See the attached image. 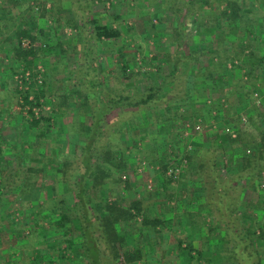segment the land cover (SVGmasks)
Instances as JSON below:
<instances>
[{"label":"trees","instance_id":"trees-1","mask_svg":"<svg viewBox=\"0 0 264 264\" xmlns=\"http://www.w3.org/2000/svg\"><path fill=\"white\" fill-rule=\"evenodd\" d=\"M224 1L227 4L218 14L228 21L226 22L229 24L230 33H236L238 22L242 19L241 14L245 12L235 0ZM93 31L96 41L101 36L112 38L119 35L116 29L96 23ZM16 35L18 41L14 46L11 60L22 63L23 69L26 70L34 63V57L37 54L36 49L31 46L35 39L30 33L21 29L16 31ZM22 37L29 38L30 46L26 49L20 45ZM249 53L245 54L252 65L251 70L246 71L248 85L240 78L237 80L232 74L233 70L227 69L225 62L219 61L210 63L206 70V77L213 80L211 89L219 90L230 85L234 86L232 92H229L232 96L235 95L233 101L238 95L245 105L252 102V90L264 91V82L260 81L264 71L262 69L256 72L257 66L264 67V55ZM85 55L87 57V53ZM187 58L192 59L189 56H173L172 68L163 73L162 81L145 88L143 92L138 89L126 90V93L124 90L121 93L107 92L105 89H99L100 82L97 81L95 73L92 75L89 72H83L87 82L83 88L81 100L68 95L57 97L51 110L46 114H36L33 110L40 105V99L45 96L46 81L40 84L31 81L29 89L21 92L24 102L29 105L27 109L29 118L20 120L26 133L24 142L22 141L24 144L21 142L15 144L14 149L19 155V163L14 174L9 165L5 164L7 161L2 160L3 155H6V149L11 151L12 147L0 145V204L14 193H30L35 189L39 174L48 166L43 163L37 166L24 165L25 158L40 155L45 158L47 150L44 151L42 143H47L48 139L54 141L56 132L78 137L77 144H72L73 147L69 150L62 149L63 142H53L49 146L55 152L50 155H53L52 159L58 162L59 171L62 174L61 182L65 184L67 190L72 191L74 202L68 210H64L61 208L62 200L58 198V195L42 198L43 195L39 193V198L43 201L29 213V219L25 222L29 233L25 236L17 234V229H13L20 224L13 220L8 222L5 214L0 211V241L2 239L23 240L22 242L26 241L27 245H33L36 242L39 246L40 235L44 238L46 235L51 239L54 238L56 242L52 244L53 246H48L47 241L44 243L48 247L35 246L39 254L36 258L46 260L47 264H62L64 261L66 264H73L71 255L75 256L76 260L82 261V264L143 262V251L135 241V235L141 234L137 230L141 226L155 228L162 223V220L148 218L144 214L141 200H131L129 204L127 198H115L110 201L104 190L111 191V194L115 193L114 189H118L120 183L125 182L120 179L118 170L124 167L125 160L127 161L133 152L152 162L161 163L162 178H167L166 172L173 169V166L171 168L168 166L170 159L168 162H164V158L159 160L155 148L139 149L133 143L126 145L129 152L124 151L118 125L137 113L132 108L141 112L148 107L154 108L161 100L165 104L168 101L172 102L170 104L172 114H167V111L163 110L164 113L157 121L163 119L165 125H169L177 116H180L178 115L180 104L189 95V91L177 81L179 74L182 73L180 66ZM237 59L242 60V57ZM86 64L88 59L82 60V65L89 69ZM241 65L234 67L239 69ZM121 72L123 77H129L124 68ZM174 82L176 86H173ZM78 101L80 103L76 105L75 102ZM72 109L75 110L77 119L66 124L61 122L63 114ZM248 119L253 124L258 121L255 127L256 134H249V132L243 134L238 128L236 138L231 139L230 142L236 145L237 151L241 152L234 154V157L239 158L240 161L237 162L238 159L233 161L234 169L227 176L220 174L214 151H205L203 156L193 153L185 154V159L189 161L187 179L192 181L189 184L194 185L196 180H200V189L205 193L204 199L202 198L204 201L199 205L206 208L215 218L217 225L219 224L208 226V234L202 241L204 254L200 251L197 255V259L207 256L213 264H264V182L262 181L264 178V122L263 126L260 123L264 120V104L262 109L252 104ZM163 138L165 139V135L161 136L160 140L163 141ZM166 144L167 142L164 145ZM246 149H249L248 154ZM51 156L45 159L49 160ZM165 179L164 183H166ZM167 184L170 182L167 181ZM88 186L96 193L92 195ZM166 187L170 189L169 185ZM245 190L254 192L256 197L244 201ZM132 210L136 211L135 214ZM140 212L142 217L138 222L135 215L137 213L140 215ZM194 215L193 212H189L183 216L192 220L193 225L196 223L201 225L203 222L198 221L200 216ZM44 219H46V225H43ZM31 220L37 225H32ZM211 239L219 241L217 248L212 251L209 250ZM179 243L182 244L183 241H178ZM62 244H64L63 250L60 248ZM184 251L191 256L190 246Z\"/></svg>","mask_w":264,"mask_h":264},{"label":"crops","instance_id":"crops-1","mask_svg":"<svg viewBox=\"0 0 264 264\" xmlns=\"http://www.w3.org/2000/svg\"><path fill=\"white\" fill-rule=\"evenodd\" d=\"M235 1L245 13L241 14L242 19L241 22H238L237 32L230 33L228 21L218 14L227 4L224 0H0V77L3 78L4 76L1 69H5L6 56L11 59L14 46L17 44L16 31L19 29L30 33L35 40L48 39L50 45L52 44L51 46L55 49L54 54L73 53L79 48L90 53L91 51L88 49L96 48L98 52L102 51V54L109 55L112 62L107 63L106 68H101L110 72L113 65H120V71L124 68L126 74L129 75L125 79L121 72L123 81L121 87H116L117 93L122 92L121 88L125 93L126 90L131 91L137 88L142 91L139 89L140 84L149 78L137 74L138 72L147 71L149 67H152L153 70H163L164 73L172 68L173 56H189L192 61L188 58L184 59L185 63L180 66L182 72L180 75L185 72L184 75L187 79L189 75L191 77V83H187L188 87L184 85L190 95L186 96L185 101L191 102L190 110L192 109L193 113L200 106L201 113L206 111L205 115L212 117L215 116L213 113L215 111L214 106L217 105L219 99L226 98L227 100H225L232 105L235 95L232 96L229 93L234 88L231 85L222 90L211 89L213 80L206 77L209 64L219 61L225 62V67L233 70L232 74L238 80L239 78L242 79L246 71L251 70L252 67L251 60H248L245 54L251 52L264 55V0ZM36 5L39 10L35 9ZM95 23L114 28L119 32V35L112 38L101 36L96 41L93 31ZM68 26L77 27L78 35H64L62 31H66ZM83 26L88 30L86 34L82 33ZM66 33L70 34L69 32ZM23 39H27V37H22L21 41ZM131 39L136 40L135 43ZM93 52L95 51L92 50L91 53ZM115 55L124 56V58H116ZM135 55L142 56V59L146 58L136 66L135 60L134 64L127 61L130 56ZM239 57H242L244 61L238 60ZM7 63L11 64L9 60ZM235 65L241 66L239 69H235ZM95 67H93L94 70ZM262 69L264 71V67L257 66L256 72L262 71ZM139 76L141 78L125 83L129 79ZM162 76L163 74H161L158 83L154 82L153 85L159 84L162 81ZM263 78L264 74L262 73L260 81ZM243 81L248 85V80ZM262 81L264 82V80ZM145 84V86L148 85L146 82ZM110 85L112 84L110 83ZM173 86H176L175 82ZM235 100H239V98ZM170 104L172 102L168 101L162 107H157V111L154 110L149 113L148 109L150 108L151 111V107L142 109L141 112L132 108L137 113L131 119H125L118 125L124 151L129 152L126 145L133 143L139 149L155 148L158 159L164 158V162H168L170 159L168 166L169 168L173 166L175 161L173 156L176 154H170L167 146L173 142L176 129L173 127V122L165 125L163 119L157 121L160 115L164 113L163 110H166L167 114H172ZM244 106L241 108L235 104L234 108L230 106L229 110L235 116L236 113L245 112L246 114L249 106L245 104ZM238 116L239 114L236 117ZM208 127L211 126L208 125ZM215 131V128H207L195 134L193 145L184 143L180 147L184 153V159L185 154L193 153L203 156L205 151H214L218 163L224 149L220 151L218 144L214 145L215 142H211L214 140ZM164 135L165 139L163 138L161 141L160 137ZM136 141L138 143H135ZM197 141L198 146H196ZM165 142H167L166 145H164ZM45 150L47 149L44 147ZM136 154L138 153L133 152L131 157L127 161L125 160L124 167L118 170V174L125 169L128 171L131 169L132 172L140 169L139 166L137 167ZM160 166L161 163L157 162L156 170L148 171L146 169L145 173L140 174L142 179L146 177L148 181L153 183L154 189L158 183L156 190L142 204L144 214L146 216L148 214V218L162 220V223L155 228L141 226L137 230L139 234L141 233L139 236L135 235V241L143 251V262L141 263L213 264L207 256H204L206 258L203 259H197L200 251L204 254L202 241L208 234V226L219 225L209 219L207 220L208 215L211 216L210 212L199 205L204 201V191L200 187L198 190L185 188V194H183L182 188H175V184H180L181 179L175 181L170 177L162 178ZM127 179L131 180L132 178H125L123 181H127ZM164 179L166 183H164ZM167 181L170 184H167ZM189 182L192 181L187 178L184 180L188 186L190 185ZM147 183L149 182L145 184ZM166 185H169L170 189ZM139 187L141 188V186ZM136 189L138 190V188ZM142 189L145 190L143 187ZM104 191L105 193L111 192L107 189ZM187 195L189 198L184 197ZM189 212H193L195 216H200L198 221L203 223L193 225L192 220L183 216ZM25 232L26 234L29 233L27 229ZM22 241H10V239L0 241V264H47L46 260L42 261L40 257L36 258L39 256L36 247L45 248L47 245L45 246L41 241L39 246L36 242L33 245H27L26 241ZM178 241H183V243L178 244ZM52 243L48 242V246H53ZM209 243V250L212 251L217 248L216 245L218 246L219 241L216 242L211 239ZM189 246L191 256L184 251ZM60 248L63 250L64 244ZM71 258H73V264H81V261L76 260L75 256L71 255ZM62 264H66L65 261Z\"/></svg>","mask_w":264,"mask_h":264},{"label":"rangeland","instance_id":"rangeland-1","mask_svg":"<svg viewBox=\"0 0 264 264\" xmlns=\"http://www.w3.org/2000/svg\"><path fill=\"white\" fill-rule=\"evenodd\" d=\"M244 1V0H243ZM245 5V4H244ZM39 10V9H38ZM36 14V11H35ZM114 14V13H112ZM66 31H62V33L66 36H76L78 35L79 31L77 27H66ZM69 28V29H68ZM82 33L88 32L87 28L83 26ZM66 32H69L70 34H67ZM81 33V34H82ZM80 34V35H81ZM83 36V35H82ZM133 43H135L136 40L131 39ZM31 46H33L36 49V56L34 57V63L29 67L28 69H23V64L20 62H13L11 59L7 57V61H5V69H1L3 78L0 77V145L12 147L11 151L6 149V155H3L2 160L7 161L5 162L6 165H9L10 170H13L12 173L16 172V167L18 166V160L19 155L16 152L15 144L17 142H24V135L26 133V130L23 129L22 124V118L28 119L29 116L27 114L28 104H26L23 100V94L22 91H25L29 89V83L31 81H36L38 84L41 82L46 81V92L43 99H40V105L36 106L33 110L36 114H46L49 112L52 108V104L55 102L57 97H61L62 95H68L73 96L79 100H81V97L83 96V88L86 86V79L83 76V72H89L90 74H94L97 77V81L100 82L99 89H105L107 92H116V87L122 86V76L120 71V65L115 66L113 65L114 70L111 69L110 72H106L103 68H106L107 63L110 64L112 62L109 59V55L102 54V51L98 52L95 49H88V51L94 50L95 52L89 54V52H86L85 50L82 51V49H77V51H74L73 53L68 54H54V47L50 45V41L48 39H40V40H34L32 41ZM97 44V43H96ZM22 46V44H21ZM95 47H97L95 45ZM22 48L26 49L27 46ZM87 53V57L86 54ZM116 56V55H115ZM124 58V56H116V58ZM145 57V56H144ZM146 58V57H145ZM145 58H143L145 60ZM88 59V64L86 66L89 68L87 69L84 65H82V60L86 61ZM142 56H130L127 61L134 64V60L136 62V66L139 63H142L143 61ZM153 59V58H152ZM8 60L11 64H8ZM113 60V58H112ZM126 60V58H125ZM98 64V65H97ZM96 65V67H95ZM141 65V64H140ZM135 66V65H133ZM149 66V65H147ZM93 67H95V70L93 71ZM146 67V66H145ZM101 68V69H100ZM137 73V72H136ZM35 74V75H34ZM137 74H142L141 76H147L149 78L145 82L148 84L145 86V82L140 84L139 87L141 92L145 90V88L149 86H153V83L158 81L161 78V74H163V70H153L152 67L148 68L147 71L142 70L138 72ZM181 74V73H180ZM178 77V84L187 86V83H191V77L188 76V79L186 75H180ZM33 75V77H32ZM153 75V77H151ZM139 76L138 78H131L127 80L125 83H129L134 80H137L141 78ZM151 78V79H150ZM126 79V78H125ZM242 80H248V75L245 74L242 78ZM264 80V78L262 79ZM121 81V82H120ZM187 81V82H186ZM152 82V83H151ZM110 83L112 85H110ZM188 87V86H187ZM138 89V88H137ZM123 91V89H120ZM222 90V89H221ZM238 96V95H237ZM239 98V100L233 101L232 105L227 102L226 98L219 99V102L217 101V105L214 106L215 116H206L205 113H201V107L199 106V109L193 113L192 109L190 110V104L191 102L189 100H184L179 107V113L177 118L173 121V127L176 129V134L173 136V142L170 143V146H167V150L170 154L174 155L176 154L173 160V169H169L168 171H171L170 174H167V177H170L172 180L175 181L177 179H181L180 184H175V188H182L183 194L185 191V188H191V190H198V187H200V180H196L193 185L188 186L187 183H184V180L187 178V171L189 167V161L187 159H184V153L182 152V147L184 143L193 145V137L198 132H202L207 128H215L216 134H213V141L215 144H218L220 151L221 149H224V152L222 151L219 154L222 155L220 157V160L218 163L216 162V166L219 168V172L223 176H227L230 172L234 169L233 161L237 160V162L240 161L239 158H235L234 154H239L241 152L237 151V147L234 144H231V139L236 138L237 136V130L238 128L241 130L243 134H251L256 131V125H258V121H255L256 123L253 124L247 116L250 113L251 105L257 106L258 108L262 109V104H264V92L259 90H252V102L248 104L249 110L246 112L236 113V116L239 114L238 117H236L234 114H231V108H234L235 104H238L239 107L244 108V102L241 97H236V99ZM226 99V100H225ZM158 102L156 103L154 109L152 108L150 111V108L148 109V113L152 112L154 110L157 111V107L163 106L162 103L164 102ZM80 102H75L76 105H78ZM228 103V104H227ZM199 104V103H197ZM160 108V107H159ZM197 108V107H196ZM213 110V109H212ZM211 110V111H212ZM240 110V109H239ZM244 111V110H242ZM233 112V111H232ZM235 112V111H234ZM202 114V115H201ZM64 116L61 117V122L68 123L71 121H75L77 119V114L74 109L67 111L66 114H63ZM233 115V116H229ZM237 118V119H236ZM21 120V121H20ZM237 120V121H236ZM264 120H261L260 123L263 126ZM211 126V127H208ZM234 133V134H233ZM56 138L54 139H48L47 143H42L43 146L47 149L45 158L48 156H51L50 153H55L52 151L50 144H53V142H63L62 149L69 150L70 147L72 148V144H77L78 137L76 135H61V132L55 133ZM27 139V138H26ZM35 142V141H34ZM37 142V140H36ZM71 143V146H70ZM138 143V141L136 142ZM62 144V143H60ZM196 146H198V141ZM236 149V150H235ZM232 150V151H231ZM31 151V150H29ZM231 151V152H230ZM246 154L249 153V149H246ZM12 154V155H11ZM53 156V155H52ZM47 160L43 156H37V157H26L24 165H30V166H37L40 164H46V170L44 172H41L38 176L37 183L35 189L31 191L30 193H14L13 195H10L4 199V201L0 204V211L5 214V218L9 222L10 220H13L14 222L20 224L16 226L13 229H17V233L21 236L25 235V230H28V227H25L26 219H29V213L32 212L33 208H36L37 204H40L43 200L42 198H49L54 195H58V198L62 200V206L61 208L64 210H68V208L71 206V204L74 202V195L72 191H69L66 189V186L63 182H61V172L59 171L58 162L54 159ZM136 158L138 162L137 167L139 166L140 169L137 171L134 170V172L129 169H125L120 175V179L123 181L125 178H132L131 180L125 181L124 183L121 182L118 189H114L115 193H106L108 200H113L115 198L123 199L127 198V203L131 200H141L142 204L148 200L150 197L149 195L156 190L158 183L155 186V189L153 187V183L151 181H148V178L140 176V174L145 173L146 169L148 171L150 170H156L157 169V162H152V160H149L144 157L138 156L136 154ZM43 160V161H42ZM42 161V162H41ZM58 167V168H57ZM168 171L166 173H168ZM143 172V173H142ZM264 175V173H263ZM137 176V177H136ZM186 176V177H185ZM140 177V178H138ZM136 178V179H135ZM264 182V178L262 180ZM146 182H149L145 184ZM190 183V182H189ZM263 184V183H261ZM141 186V188L139 187ZM264 186V184H263ZM142 187L145 189L143 190ZM162 187V186H161ZM160 187V188H161ZM90 189L91 194H95L96 192L91 189L90 186H88ZM138 188V190L136 189ZM113 190V189H112ZM150 191V192H148ZM42 194L43 197L39 198L38 194ZM109 194V196H108ZM140 194V195H136ZM148 195V196H147ZM12 197V198H11ZM186 198H189V196H184ZM256 197V194L254 192H251L249 190H245L243 193V200L248 201L249 199H254ZM39 198V199H38ZM145 198V199H144ZM191 198V197H190ZM37 199V201H36ZM246 203V202H245ZM143 208V206H142ZM144 209V208H143ZM142 210V209H141ZM140 210V211H141ZM135 214V210H132ZM251 214V212H249ZM136 220L140 222L141 220V212L140 215L137 213ZM149 215L147 214V217ZM195 216V215H194ZM151 218V217H150ZM210 220L212 222H215V218L211 215H208L207 220ZM43 225H46V219H44ZM32 225L36 226L37 223L35 221L31 220ZM27 226V225H26ZM154 228V227H153ZM9 231V230H8ZM41 233V232H40ZM47 237V238H46ZM46 237H41L40 240L43 241V244H45V241L53 242L54 244L56 242V239H51L49 236L46 235ZM62 246V245H61ZM82 264V261H81ZM137 264H142L141 262Z\"/></svg>","mask_w":264,"mask_h":264},{"label":"built area","instance_id":"built-area-1","mask_svg":"<svg viewBox=\"0 0 264 264\" xmlns=\"http://www.w3.org/2000/svg\"><path fill=\"white\" fill-rule=\"evenodd\" d=\"M35 9H38V6L36 5V7H35ZM21 44H22V46H24V47H29L30 46V41H29V39H23L22 41H21ZM234 134V133H233ZM170 172L171 171H168V173L167 174H170Z\"/></svg>","mask_w":264,"mask_h":264}]
</instances>
